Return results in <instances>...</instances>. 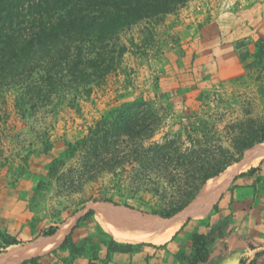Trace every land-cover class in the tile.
Instances as JSON below:
<instances>
[{
  "label": "rangeland",
  "instance_id": "1",
  "mask_svg": "<svg viewBox=\"0 0 264 264\" xmlns=\"http://www.w3.org/2000/svg\"><path fill=\"white\" fill-rule=\"evenodd\" d=\"M142 27L127 36L137 44L142 41L140 50L132 48L125 54L120 70L93 86L87 96L69 94L46 101L43 95H34L17 110L15 90L0 92V231L24 243L63 223L74 227L86 209L102 203L96 200L103 197L156 207L157 197L132 186L136 173L131 167H112L106 160L87 167L89 152L68 157L65 151L109 112L134 100L154 102L160 121L153 141L161 142L168 134L180 135L186 143L184 128L189 121L196 125L208 121L221 137V145L237 162L242 159L247 150L235 154L233 138L264 122V0H189L154 25L150 36ZM259 41L263 42L260 50ZM201 90L206 94L201 95ZM227 127L234 128V134ZM156 175L142 177L156 180ZM249 188L251 199L246 193ZM162 199L175 198L168 192ZM260 200H264V176L237 179L218 201V213H228L234 206L235 219L243 222ZM255 218L263 222L262 215ZM79 228L73 231V239L84 248L86 261L94 239ZM243 230L249 257H254V264H264V228ZM217 243L220 252L225 251L223 240ZM228 245L232 248V243ZM78 260L65 247L39 264Z\"/></svg>",
  "mask_w": 264,
  "mask_h": 264
},
{
  "label": "trees",
  "instance_id": "2",
  "mask_svg": "<svg viewBox=\"0 0 264 264\" xmlns=\"http://www.w3.org/2000/svg\"><path fill=\"white\" fill-rule=\"evenodd\" d=\"M188 1L0 0V92L5 88L15 90L17 110L25 107V102L34 95H43L46 101L56 96L65 98L69 94L87 96L93 86L120 70L125 54L132 48L140 50L142 41L137 44L133 38L127 39L134 28H143L144 24L146 34L150 36L154 25L177 13ZM262 44L259 41L257 49L260 50ZM200 94H206V91L201 90ZM159 121L154 102L134 100L109 112L89 129L85 138L67 145L68 157L89 152L87 167L105 160L112 167H131L136 173L131 180L132 186L157 197L160 203L149 207L141 201L115 202L107 197L96 201L166 219L184 209L207 180L237 162L235 155L221 145V137L211 122L196 125L189 121L184 128L185 143L180 135L170 137L168 134L161 142L153 141ZM227 131L234 134V128L227 127ZM237 135L231 149L235 154H241L264 142V122ZM259 171V167L250 168L235 180L251 177ZM151 172L157 174L156 180L142 177ZM168 192L174 194V201L162 199ZM217 213L216 204L211 216ZM211 216L198 221L189 218L171 241L162 246L122 245L101 233L103 230L90 209L78 222H84V225L77 223L72 227L59 249L67 247L73 259L85 258L84 248L73 239V231L80 227L89 232L88 239H94L85 264H106L113 254L139 253L144 248L151 251L145 257L148 262L156 253L166 255L171 243H177V250L172 254L175 264H203L213 245L233 230L228 228L233 221L232 212L220 223L212 222ZM88 219L91 224L87 223ZM54 232L50 229L44 235L50 236ZM19 243L0 231V254ZM103 249L105 258L101 259ZM39 260L41 258H33L22 264H39Z\"/></svg>",
  "mask_w": 264,
  "mask_h": 264
},
{
  "label": "bare ground",
  "instance_id": "3",
  "mask_svg": "<svg viewBox=\"0 0 264 264\" xmlns=\"http://www.w3.org/2000/svg\"><path fill=\"white\" fill-rule=\"evenodd\" d=\"M263 158L264 142L248 149L243 161L230 165L216 177L207 180L202 187V197L195 208L179 212L170 219L104 202L95 203L92 209L96 219L118 243L164 245L189 218L203 217L210 213L232 179L259 164ZM71 227L70 222L63 223L50 236L41 235L7 247L0 254V264H22L24 261L47 255L60 245Z\"/></svg>",
  "mask_w": 264,
  "mask_h": 264
},
{
  "label": "crops",
  "instance_id": "4",
  "mask_svg": "<svg viewBox=\"0 0 264 264\" xmlns=\"http://www.w3.org/2000/svg\"><path fill=\"white\" fill-rule=\"evenodd\" d=\"M251 12H252V10H250V13ZM243 159L241 161H243ZM240 162H238V163H240ZM260 163L257 164L256 166L251 167V168L259 167L260 168L259 172L255 173L251 177L239 178L238 180H241L242 182H244V181H250V180H252V178H258V177L264 176V158L261 160ZM246 193H247L248 197L251 199L253 196V189L252 188L247 189ZM238 194H240V192ZM258 204L259 205L257 208L255 207L251 210L250 217H248L246 219V221H243V222H242V220L237 221L235 219V213L236 212L233 211V210H235L234 206L233 207L230 206L231 210L228 213L219 212V213L214 215V217H213L214 219L212 220V222L220 223V221L223 220V218L227 217L229 215V213L232 212V214L234 215L233 221L230 223L228 228L233 229V230L227 236H225L224 238L221 239V240H223V243L226 244L225 245V247H226L225 251L222 250V252H220L221 247H219V244L216 242L213 245V248L209 254L207 261L203 264H209L211 262H213L215 264H240L241 260H242V264H250L251 261H253L254 257H249V253H250L249 252V245L246 242L248 240H245V237H241V235L242 234L244 235L243 229H248V231H249V230H262L264 228V226L262 225V223H264V200L258 201ZM257 215H262V217H263L262 223L255 218ZM94 219L98 223L100 228L103 230L102 232L100 230L99 231L108 239H110V240L112 239L116 243H118L114 239V237L111 235V233H109L106 230V228L96 219L95 212H94ZM191 219H193V218H191ZM64 239H63V241H64ZM178 240L179 239H177V241ZM63 241L60 243V245L63 243ZM169 242H167V243H169ZM228 242L232 243V248L229 247ZM118 244H122V243H118ZM60 245L56 249H54L53 251L48 253L47 255L40 257V258L44 259L47 256H49L51 253L57 251L59 249ZM122 245H127V244H122ZM130 245H133V244H130ZM152 245H154V244H152ZM155 246H162V245H155ZM168 250H169V252L166 255L163 252L156 253V255H154L153 258L148 260V262H145V257H146L147 252L150 253L151 251H149L147 248H144L143 251L139 252V253L113 254L110 256V260L106 264H175L173 262L172 254H174L177 250V243L176 244L171 243L168 247ZM104 251L105 250L103 249V251L100 253L101 259L105 258V252ZM76 264H85V261L83 259H79ZM96 264H105V263L97 262Z\"/></svg>",
  "mask_w": 264,
  "mask_h": 264
},
{
  "label": "water",
  "instance_id": "5",
  "mask_svg": "<svg viewBox=\"0 0 264 264\" xmlns=\"http://www.w3.org/2000/svg\"><path fill=\"white\" fill-rule=\"evenodd\" d=\"M245 157V154H244V156L242 157V159ZM242 159H240L238 162H240ZM237 162V163H238ZM238 176V175H237ZM236 176V177H237ZM236 177H234L233 179H232V181H231V183L233 182V180L236 178ZM230 183V184H231ZM230 186V185H229ZM229 186H228V188H229ZM228 188H227V190H228ZM226 190V191H227ZM201 197H202V188L200 189V191L197 193V195L195 196V198L184 208V209H182L181 211H179V212H182V211H184V210H186V209H192V208H195L196 206H197V204L199 203V201H200V199H201ZM222 196H220L219 197V199H218V201L220 200V198H221ZM218 201H217V203H218ZM216 203V204H217ZM215 204V205H216ZM88 211H90V209H86V212H85V214L88 212ZM179 212H177V213H179ZM153 215V214H152ZM175 215V214H174ZM173 215V216H174ZM155 216H157V215H155ZM173 216H171V217H173ZM171 217H169V218H166V219H170ZM161 218V217H160ZM187 222V221H186ZM25 262V261H24Z\"/></svg>",
  "mask_w": 264,
  "mask_h": 264
}]
</instances>
